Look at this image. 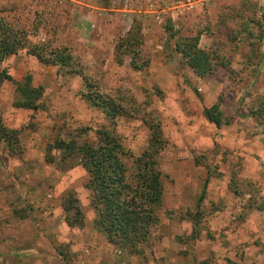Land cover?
Here are the masks:
<instances>
[{
	"label": "rangeland",
	"instance_id": "obj_1",
	"mask_svg": "<svg viewBox=\"0 0 264 264\" xmlns=\"http://www.w3.org/2000/svg\"><path fill=\"white\" fill-rule=\"evenodd\" d=\"M0 18L30 43L69 53L76 68L26 48L0 61V127L11 137L0 138V264H263L264 0H0ZM134 25L138 68L115 49ZM188 36L213 54L203 77L176 49ZM27 74L41 88L33 109L17 105ZM96 93L120 114L88 100ZM218 99L226 121L216 126L203 111ZM157 124L162 203L130 251L96 229L87 172L54 143L92 142L107 129L129 164ZM70 197L79 225H68Z\"/></svg>",
	"mask_w": 264,
	"mask_h": 264
},
{
	"label": "trees",
	"instance_id": "obj_2",
	"mask_svg": "<svg viewBox=\"0 0 264 264\" xmlns=\"http://www.w3.org/2000/svg\"><path fill=\"white\" fill-rule=\"evenodd\" d=\"M198 36H188L176 41V49L183 57L188 67L199 77L212 71L214 59L210 50L198 46ZM140 44L139 26L134 25L126 37H121L115 49L116 55L130 54V64L138 68L136 58ZM26 48L40 62L58 65L65 72H72L75 68L70 62L69 53L61 49H50L44 43H30L25 31L7 23L0 18V61L18 50ZM64 49V48H63ZM118 62L122 58L118 57ZM6 78L11 79L6 74ZM21 99L17 105L33 109L41 95V88L32 85L31 76L27 74L22 82L16 84ZM95 106L110 118L119 115L121 108L112 99L99 94L87 95ZM204 117L216 126L226 121L221 109V100L206 107ZM151 134L147 146L136 156L129 159L119 137L107 129H97L96 139L92 142L77 143L75 139L58 140L54 143L58 149L75 153L79 163L87 172L86 187L91 192V205L95 210L94 225L103 233L107 240L114 245L124 246L130 251H136L150 232V228L158 221L156 214L162 203L161 172L158 168L157 154L162 150L164 139L159 125L150 127ZM0 138L11 139L9 131L0 127ZM205 179L198 202H201L206 192ZM75 197L68 200L66 212L72 211L68 217V225H79L82 221L81 209ZM197 264H211L201 260ZM264 264V260H263Z\"/></svg>",
	"mask_w": 264,
	"mask_h": 264
}]
</instances>
